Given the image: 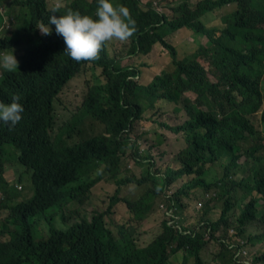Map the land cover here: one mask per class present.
I'll use <instances>...</instances> for the list:
<instances>
[{
	"label": "trees",
	"instance_id": "obj_1",
	"mask_svg": "<svg viewBox=\"0 0 264 264\" xmlns=\"http://www.w3.org/2000/svg\"><path fill=\"white\" fill-rule=\"evenodd\" d=\"M116 1L128 5L138 22V37L131 44L129 54L136 50L146 54L152 44L159 42L168 50L174 69L163 72L147 87L137 86L126 80L130 73L104 53L96 66L102 68L105 82L95 79L80 109L82 116L72 117L70 126L74 129L87 115L105 125L108 137L91 136L75 143L70 135L64 137L61 129L55 131L53 103L80 68L72 66L60 54L53 38L38 37L34 32V27L41 26L38 23L46 22L48 13L43 0L30 4L28 41H21L14 29L0 34V97L19 95L27 110L26 119L17 131L0 133V153L4 144L14 146L19 152L20 164L32 172L34 187V194L28 200H18L0 170V210L7 212L0 218V264H165L166 246L176 240L170 231L165 230L148 247L136 249L127 235L115 238L105 228L101 214L92 217L91 222L82 220L63 232L50 229L46 240L35 238L39 218L44 216L47 220L56 215L54 206L62 197L60 190L70 182L81 181L78 191H88L100 178L92 179L98 164L105 166L104 174L109 179L116 178L119 153L126 145L120 133L140 119L145 101L148 105L158 99L181 101L188 117L182 126L174 129L183 134L186 147L177 155L181 168L169 171L167 182L183 174H195L196 180L189 182L186 190L194 186L210 188L211 185L201 179L204 166L229 156V165L213 184L225 199V209L216 225H226L229 213L246 199L248 202L237 218L239 224L245 226L258 215L264 220V153L257 156V148H249L244 151L247 162L237 163L241 145L259 138L247 117L264 102L259 90L264 75V31L258 27L264 22V0H204L193 9L188 0H184L172 21L150 10L141 12L138 0ZM227 4H236L237 10L225 19L226 27L216 36L218 30L205 28L199 18L205 11ZM94 6L95 0H66L65 8L59 12L91 13ZM2 23L3 18H0V29ZM182 27L208 38L209 47L199 55L214 67L216 84L209 82L206 72L196 62L198 55L178 61L174 48L164 42L165 36ZM59 44L65 46L64 40ZM12 50L20 67L7 72L2 67V57ZM186 91L196 94L194 102L182 97ZM262 123L264 126V110ZM238 172L244 176L233 180ZM129 182L131 180L121 179L116 184ZM227 186H231V195ZM253 193L259 194L263 201L259 210ZM151 198L148 192L139 202H125L140 219L149 209ZM49 210L54 211L48 213ZM177 241L178 248L189 246L193 264H205L199 256L202 247L199 241L185 238Z\"/></svg>",
	"mask_w": 264,
	"mask_h": 264
},
{
	"label": "clouds",
	"instance_id": "obj_2",
	"mask_svg": "<svg viewBox=\"0 0 264 264\" xmlns=\"http://www.w3.org/2000/svg\"><path fill=\"white\" fill-rule=\"evenodd\" d=\"M33 1L34 0H24V2L21 5V7H25L28 10V15L26 17L22 18L21 20H17L16 15H14L13 17L9 16V20L14 19L16 21V27L14 28V32L21 41H28L30 38L28 37V35H26V32L29 26V18L31 14L30 4ZM92 1L93 0H88V2H92ZM183 1L184 0L178 1L177 5L172 9L173 14L171 16L163 13L160 7L157 5L156 1H152L150 3L149 0L146 1L138 0L139 3L138 8L141 12H147L150 10L159 16H163L167 21H172L178 16L177 8ZM202 1L204 0H197V2L193 5L191 3V0H188V4L190 8L193 9L198 3ZM210 1L215 2L218 0H210ZM43 2L46 12L48 13L46 16V22L38 23L41 26L34 27V32H36V35L38 37L47 36L53 38L58 44V50L60 54L72 66L80 68L78 74L66 83L62 91L67 86V84L71 82L73 79H75L77 76H79L80 72L86 67L89 66L92 70H94V68L100 69L99 75L96 76L92 74V82L90 85H87V91L81 105L77 107L75 111L70 114L69 118L66 121L62 122L60 125L57 124L59 115L56 109V103L58 102V98L62 93V91L58 94V96L56 97L53 103L56 112L55 131L61 129L64 133L63 134L64 137H68V135H70L71 139L75 143L79 142L83 138H88L91 136L104 135L108 137L109 134L106 133L105 125L97 120H94L93 118L87 115L82 117L83 119L82 123L80 125L74 126V129L71 128L70 126L71 124H73V121L71 120L72 117L82 116V112L80 111V109L82 108L83 102L87 96L89 88L95 84V79L97 78L101 83L105 82V78L102 75V68L96 66L97 63L101 60L104 53H106L109 58L114 59L120 68L126 69L130 73L126 77L127 81H131L135 83L137 86H142V87H147L148 85H150L154 81V79L160 76L163 72L173 71L174 66L172 64V58L168 50L164 48L159 42L152 44V46L150 47V49L146 54H142L139 50H136L133 54H129L131 44L138 37L139 27H138V22L134 18L131 9L129 8L128 5L124 3L117 2L116 0H95L94 10L91 13H81L72 10H68L67 12L60 13L59 11L64 9L66 6V0H43ZM45 2L49 4L50 6L49 10L47 9ZM15 5H16V1H15ZM230 5H234L235 9L232 12L221 17V26L206 25L205 17L208 13H212L213 11L220 10L221 8ZM236 10H237L236 4H227L218 8H212L211 10L205 11L204 14L201 15V17L199 18V22L205 28L208 29L216 28L218 30L216 32V36H219L220 31L226 27L225 19L229 18L230 15L233 14ZM0 13H1V9H0ZM0 18H3L2 13L0 15ZM258 27L264 31V22L259 24ZM181 29L190 30L197 37L206 38L207 46L199 45L194 52L184 56L183 58H178V52L176 50V46L170 44L168 40L170 36H172L175 32ZM60 40H64L65 46H61L59 44ZM163 40L166 44L174 48L176 52V60L178 61H182L185 58H188L192 55H198L196 58V62L206 72V76L209 82L212 84L217 83L218 79L214 67L209 63V61L206 58L199 55L201 53V50L203 49L205 50L209 47V40L206 36L198 35L193 30L188 29L186 27H182L175 30L171 34L165 36ZM126 44H128V48L126 49L123 55L118 57L116 55L109 54L108 52L109 48H114L115 46H122ZM155 45H159L167 52V55L170 59L171 69L163 70L160 73L154 75L148 84H140L139 81L141 79L140 77L141 74L134 67L121 66L120 63L123 61L125 57H131L136 55H140V56L150 55L151 54L150 52L153 51ZM12 52L13 50L11 51V53L5 54L2 57V67L7 72L17 71V69H19L20 67L18 60L15 58ZM199 60L205 61L212 68L213 77L216 80L215 82H212L209 79L208 71L200 64ZM259 90L262 96L264 97V75L261 78ZM186 93L193 94L194 99L188 98L186 96ZM182 97L189 99L191 102H194L196 98V94L192 91H186L182 94ZM159 101H163L168 104H174L176 106L169 107V110H171L170 113L165 110L158 111V109L155 106ZM142 105L144 110L143 113L141 114L140 119L134 120L128 127L122 130L120 133V137L122 138V140L125 141L126 145L123 148V151L119 153L118 173L116 175V178L113 180L109 179L104 174L105 166L103 164H98L93 170L92 179H96L97 176H100V178L89 188L88 191L79 192L78 189L81 185V181H72L65 188L60 190V192L62 193V197L54 206L55 210L57 211L62 207L64 203L68 201H75L79 205H82L89 198L91 189L99 182L105 180L109 183L114 184L117 187L114 195L110 199V204L107 207V209L104 212L93 213L90 219L81 218L79 221H75L69 224V226L65 230H57L53 226L52 221L54 220V216H55L54 215L46 220L48 224V236L44 239H40L37 241L46 240L49 237L50 229L63 232L68 230L72 225L80 223L82 220L86 222H91L92 217L101 214L103 216L102 219L105 228L108 229L112 233V235L117 239L120 238V234L127 235L130 242L133 244L134 248L136 249H144L148 247L159 236H161L165 230L170 231L173 234V236L176 238V240L172 241L166 246L167 260L165 264H169L170 254H181L182 262L180 264H186L189 259H192V261L194 262V258L189 252L190 250L188 245H186L185 247L178 248L177 239L180 238L188 239L191 242L199 241L202 244V247L199 250V256L202 258L205 264L207 263L203 259L201 252L208 244L215 245L216 254L213 260L217 261L218 264H262L261 262H264V255L258 257L255 254V252L252 251L249 242L253 243L255 239L251 237L246 238L245 233H246V228L248 226H250L256 221H259L264 224V220L262 219L261 215H258L255 220L248 222L245 226H241L237 220V218L240 215V210L243 209V206L245 203L248 202V199H246L243 203L239 204L238 207H236L232 212L229 213L227 217L226 225L222 223H220L218 226L216 225L222 216L223 210L225 209L224 206L225 199L222 198L220 189L215 188L213 184L215 180H218L222 177L224 167L229 165L230 163V157L229 156L221 157L217 162L213 164L208 163L204 166V174L201 177V179L208 185H211L210 188L194 186L189 190H186L185 186L189 182H194L196 180L195 174H191V175L183 174L181 177L176 178L172 182L168 183L167 174L169 171L176 172L181 168V165L177 160V155L180 151H182L186 147L183 134L181 132L178 133L174 132V129L176 127L182 126L184 122L188 119V117L181 101L175 103V102H169L165 99H158L155 100L154 103H152L151 105H148L146 101ZM148 110H151L152 113H155V116L158 117V120L160 122L166 119L170 120L171 117V119L179 120L180 123L173 127L163 123H158L157 125H155V127H150V129H147L149 128L148 127L149 122H143V120H144V114ZM263 110H264V102H262L260 108L255 113L247 117L249 119L250 124L259 133V138H257L254 141H247L241 145L242 152L240 153L239 159L237 161L239 165H243L245 162H247V159L244 155V151H246L249 148H254V147L257 148V152L255 154L257 156L262 155L264 153V145H261L259 143L260 141L264 142V126L262 123ZM259 111H261L260 122L262 124L263 133L258 131L254 127L251 121L252 116ZM26 112H27L26 106L19 95L12 94L6 97H0V133H13L15 132V130L17 131L26 119ZM172 114H176V117ZM87 119H90L93 122H97L101 124L103 126V132L98 134H95L93 132L90 133L86 132L84 130V124H85V120ZM164 129L170 131L172 134L180 135L183 140V147L173 155L174 156L173 163L177 165L175 169L171 167H165L162 163L159 162L158 148L152 142L146 139L138 138V136L139 137L145 136L147 132L153 134L155 132H159L160 134H164L166 137L169 138L170 136L167 134V132ZM159 144L160 146L163 145V143L162 144L159 143ZM7 145L13 147L14 150L18 153L16 158L18 164L23 168H25L28 172H30V182L34 194V187L31 180L32 172L30 169L20 164L18 160L19 152L18 150H16L14 146L10 144H4L1 148V153H0V170L4 182L7 184L11 193L15 195V198L18 199L20 196L19 191L22 190V187L18 185L16 186L15 189L10 185V181L6 180L8 176L3 164V156L5 153L4 147ZM129 147L135 150L136 158L133 160V162L139 161V164L140 163L144 164L143 175L139 179H136L133 176L126 177L122 174V159L125 155L126 149ZM242 158L243 161H240ZM214 166H218V168L220 169V175H213L212 177H208L209 174L211 173V168ZM243 176L244 175L241 172H238L236 176L233 177L232 179L238 181ZM20 179L21 177L19 178V180ZM121 179L122 180L129 179L131 180V182L126 183L124 185L116 184V181H119ZM179 180H183V182L181 183L180 186H177V182ZM130 184H133L137 188H142L143 191L135 199H131L127 197H119L118 189ZM195 189H200L203 192L197 198L191 197L192 202H190L186 198H188L190 192ZM227 189L229 190V195H231L232 194L231 186H227ZM148 192H150L152 197L149 202L150 207L148 210H146L144 214H141L140 219H137L135 214L129 210L125 201L139 202V200L144 198ZM253 196L257 199V209L259 210L260 206H262L263 204V201L261 200V196L256 193H253ZM114 199L117 201L114 202ZM216 200L222 203L221 213L217 219H211L210 212L214 211L213 204ZM118 203H123L126 206L128 213L131 215V220L134 223L140 225L143 221H145L142 230H145L148 227L146 219L149 217L150 214L153 213V208L155 205V209L159 217V225L162 227V229L160 233L157 234L151 240V242L145 247L137 246L136 240L132 238L133 235L132 228L125 229L123 226H121L118 228L117 232L114 233L106 225L105 217L109 216L112 213V208Z\"/></svg>",
	"mask_w": 264,
	"mask_h": 264
},
{
	"label": "rangeland",
	"instance_id": "obj_3",
	"mask_svg": "<svg viewBox=\"0 0 264 264\" xmlns=\"http://www.w3.org/2000/svg\"><path fill=\"white\" fill-rule=\"evenodd\" d=\"M16 1V5H15ZM146 1V0H144ZM156 1L157 5L160 7L163 13L171 16L173 14L172 9L177 5L179 0H149ZM24 0H0V9L3 17L2 27L0 29V34L3 30L14 29L16 27V21L14 19L9 20V16L13 17L16 15L17 20L28 15V10L25 7H21ZM197 0H191V3L194 5ZM46 7L49 10L50 6L47 2ZM235 9L234 5L226 6L220 10L213 11L208 13L205 17L207 26H221V17L232 12ZM0 13V15H1ZM168 40V39H166ZM168 42L176 46L178 52V58H183L184 56L194 52L199 45L207 46V40L204 37H197L192 31L187 29H181L175 32L172 36L169 37ZM128 48V44L122 46H115L114 48H109L108 52L110 55L121 56L125 53ZM150 55L146 56H131L125 57L120 63L121 66H131L134 67L140 74L141 79L140 84H148L151 78L160 73L163 70H170L171 64L170 59L167 55V52L160 47L155 45L153 51L150 52ZM200 64L208 71L209 79L212 82H215L213 77L212 68L203 60H199ZM92 74L99 75L100 69L92 70L89 66L83 69L79 76L73 79L67 84L62 93L58 98L56 103V109L58 112L57 124L60 125L62 122L66 121L70 114L79 107L85 97L87 91V85H90L92 82ZM186 96L190 99H194V95L191 93H186ZM176 106L174 104H168L163 101H159L156 104L158 111L165 110L169 113V107ZM176 117V114H172ZM261 111L257 112L252 116L251 121L254 127L263 133L262 124L260 122ZM169 117V116H168ZM143 122H149L147 129L150 127H155L158 123H163L171 127L176 126L180 123L179 120L166 119L160 122L158 117L155 116V113H152L151 110H148L144 114ZM84 130L88 133L93 132L95 134L103 132V126L97 122H93L90 119L85 120ZM167 134L170 136L166 137L164 134L159 132L150 133L147 132L145 136H138L140 139H146L152 142L158 148L159 162L162 163L165 167H171L175 169L177 165L173 163L174 154L183 147V140L180 135L172 134L170 131L164 129ZM159 143H163L160 146ZM261 145H264V142H259ZM5 153L3 156V164L5 171L7 172V181H10V185L16 189V186H21L22 190L19 191L18 200L26 201L32 194L33 189L30 182V172L25 168L20 166L16 160L17 152L11 146L4 147ZM136 158L135 150L131 147L127 148L125 155L122 159V174L126 177L133 176L136 179H139L143 175L144 164L139 161L133 162ZM243 161V158L240 160ZM225 163V162H224ZM131 166V167H129ZM213 175H220V169L218 166L211 168V173L208 177ZM21 179L19 180V178ZM185 179V178H184ZM19 180V181H18ZM183 180L177 182V186H180ZM117 187L105 180L96 184L90 192L89 198L82 205H79L75 201H68L62 205V207L57 210L54 220L52 221L53 226L57 230H65L69 224L79 221L81 218L90 219L91 215L96 212H104L110 204V199L114 195ZM119 197H127L135 199L142 191V188H137L133 184L123 186L118 189ZM203 191L200 189H195L190 192L189 197L186 198L192 202L191 197L197 198ZM222 203L220 201H215L213 204L214 211L210 212L211 219H217L221 213ZM54 210H49L48 213H52ZM7 212L0 210V218L3 219L6 216ZM148 227L145 230H142L144 227L145 221L140 225H137L131 220V215L128 213L126 206L123 203H118L112 208V213L109 216L105 217L106 225L116 233L118 228L123 226L125 229H133L132 238L136 240L138 247H145L148 245L151 240L160 233L162 227L159 225V217L155 209L153 208V213L149 215L146 219ZM48 236V224L44 216L40 217L38 220V227L35 233L36 240L44 239ZM245 237L254 238V242H249V245L252 251L260 257L264 255V224L256 221L246 228ZM215 245L208 244L202 250L201 255L207 264H218L217 261H214L215 256ZM182 262L181 254H170L169 255V264H180ZM264 264V262H261ZM186 264H193L192 259H189Z\"/></svg>",
	"mask_w": 264,
	"mask_h": 264
}]
</instances>
